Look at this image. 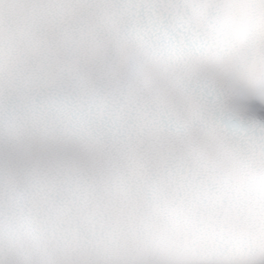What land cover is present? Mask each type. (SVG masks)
I'll return each instance as SVG.
<instances>
[{
    "label": "snow or ice",
    "instance_id": "obj_1",
    "mask_svg": "<svg viewBox=\"0 0 264 264\" xmlns=\"http://www.w3.org/2000/svg\"><path fill=\"white\" fill-rule=\"evenodd\" d=\"M0 264H264V0H0Z\"/></svg>",
    "mask_w": 264,
    "mask_h": 264
}]
</instances>
